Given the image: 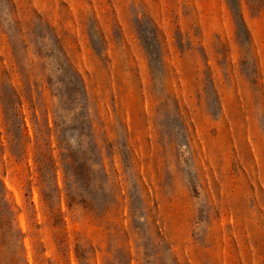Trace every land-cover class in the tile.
<instances>
[{"label": "rangeland", "instance_id": "rangeland-1", "mask_svg": "<svg viewBox=\"0 0 264 264\" xmlns=\"http://www.w3.org/2000/svg\"><path fill=\"white\" fill-rule=\"evenodd\" d=\"M0 264H264V0H0Z\"/></svg>", "mask_w": 264, "mask_h": 264}]
</instances>
